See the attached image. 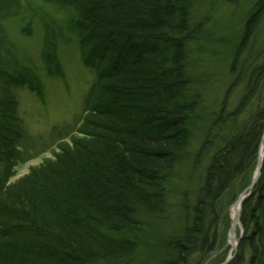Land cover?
I'll return each instance as SVG.
<instances>
[{
  "label": "trees",
  "instance_id": "obj_1",
  "mask_svg": "<svg viewBox=\"0 0 264 264\" xmlns=\"http://www.w3.org/2000/svg\"><path fill=\"white\" fill-rule=\"evenodd\" d=\"M44 1L75 11L70 30L79 35L84 65L97 79L71 143L60 144L54 159L12 183L23 137L13 90L28 88L42 96L43 85L18 62L11 72L0 70V166L5 168L0 173V264H133L135 242L123 233L139 228L141 212H161L164 173L188 140L194 105L183 95L190 87L187 46L196 39L190 19L193 0ZM15 3L0 0V15ZM259 4L258 12L264 1ZM257 15L250 17L245 34L255 27ZM5 53L13 56L11 49ZM46 63L49 75L62 74L50 50ZM260 79L264 81V62L256 83ZM263 131L264 109L213 156L198 211L245 177ZM242 209L245 234L248 225L254 231L244 239L254 252L250 264H264L258 240L263 237L264 166ZM198 214L172 239L173 257L165 264H191L188 257L195 248L203 254L197 263L202 264L219 245L217 228L204 250L203 215ZM238 261L236 257L230 264Z\"/></svg>",
  "mask_w": 264,
  "mask_h": 264
},
{
  "label": "rangeland",
  "instance_id": "obj_2",
  "mask_svg": "<svg viewBox=\"0 0 264 264\" xmlns=\"http://www.w3.org/2000/svg\"><path fill=\"white\" fill-rule=\"evenodd\" d=\"M262 1L192 2L190 19L196 39L187 46L190 87L183 95L194 105L188 119V140L172 168L164 173L161 212H141L139 228L123 233L135 242L136 251L130 260L133 264L169 263L173 257L172 239L195 222L197 212L203 215L204 250L212 244L217 228L221 238L216 251L203 264H224L227 260L230 264L236 257L238 264H250L254 252L244 239H251L253 228L248 225L245 234L242 224L236 225V248L230 242V233L236 221L232 215L234 203L256 175L261 141L256 161L245 177L217 202L208 203L207 209L204 206V211H198V202L213 156L242 134L255 113L264 109V81L256 83L257 69L264 62L260 56L264 53V9L258 12ZM74 12L44 0H16L14 9L8 8L7 15H0V70L11 72L18 62L32 69L43 85L42 96L28 89L13 90L24 137L19 141L20 159L12 167V183L45 160L54 159L61 143H71V127L80 119L86 96L96 81L95 71L83 63L79 35L70 30ZM255 13L257 23L245 34L246 24ZM8 49L13 56H7ZM49 50L56 56L61 75L48 74ZM263 135L264 131L261 138ZM4 171L0 166V173ZM218 213L222 214L219 223ZM262 229L263 237L258 238L261 245L257 240L255 243L264 251V216ZM197 249L188 257L191 264H197L203 256Z\"/></svg>",
  "mask_w": 264,
  "mask_h": 264
},
{
  "label": "water",
  "instance_id": "obj_3",
  "mask_svg": "<svg viewBox=\"0 0 264 264\" xmlns=\"http://www.w3.org/2000/svg\"><path fill=\"white\" fill-rule=\"evenodd\" d=\"M263 141H264V139H263ZM261 168H262L261 163H259V164H258L257 173H256V175H255V177H254V180H253L252 185L248 188V191H252V189L254 188V186H255V184H256L258 178L260 177V174H261ZM245 194H246V193H243V194L238 198V202H242V201L245 199ZM239 218H240V214L238 213V216H237V218H236V221H235V223H234L233 226H232L231 232L234 231L236 225L239 224ZM224 264H228V260H227Z\"/></svg>",
  "mask_w": 264,
  "mask_h": 264
},
{
  "label": "bare ground",
  "instance_id": "obj_4",
  "mask_svg": "<svg viewBox=\"0 0 264 264\" xmlns=\"http://www.w3.org/2000/svg\"><path fill=\"white\" fill-rule=\"evenodd\" d=\"M264 159V144L261 146V149H260V162L263 161ZM240 210V203H238L236 205L235 208H233V211H232V215L233 217L236 219L237 215H238V212ZM230 242L231 244L235 245L237 243V231L234 230L231 234H230Z\"/></svg>",
  "mask_w": 264,
  "mask_h": 264
}]
</instances>
